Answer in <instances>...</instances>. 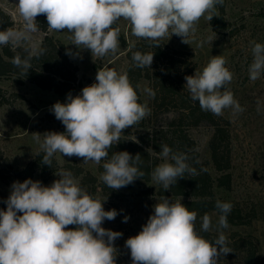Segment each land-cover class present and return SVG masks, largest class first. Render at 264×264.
<instances>
[{
  "label": "clouds",
  "instance_id": "1",
  "mask_svg": "<svg viewBox=\"0 0 264 264\" xmlns=\"http://www.w3.org/2000/svg\"><path fill=\"white\" fill-rule=\"evenodd\" d=\"M223 4L224 0H18L22 26L0 31V46L28 45L27 56L17 54L11 60L26 75L32 68V59L45 52L35 40L40 32L36 20L39 15L46 16L49 30H67L72 45L90 50L92 56L100 58L118 53L121 19L128 22L132 36L149 41L152 47H159V41L169 35L190 45L199 20L204 17L211 21L216 6ZM207 40L213 42L211 36ZM250 43L252 62L248 73L255 82L264 74V44ZM66 54L73 55L70 50ZM153 58L154 53L135 51L131 60L135 67L145 68L151 66ZM226 64L223 55L212 56L201 71L185 76L184 87L203 111L223 116L230 109L235 119L245 109L228 87L234 74ZM95 80L79 95L68 93L66 102H56L51 107L56 119L65 126L64 132H45L43 139L40 133H33V140L43 153L42 163L50 167L56 153L83 158L84 163L101 165L104 161L102 182L109 189L119 190L142 179V160L140 154L120 151L110 155L109 150L120 142L124 129L139 124L151 109L138 102L137 91L126 71L104 67L98 70ZM144 91L155 96L149 88ZM256 104L259 114L261 101L258 99ZM160 148L163 162L154 168L151 178L164 190L186 174L199 175L188 163L187 153L174 152L167 144ZM56 175L59 179L50 186L32 179L11 185L5 201L7 209L0 210V264H116L114 242L123 234L105 229L102 224L114 220L118 212L106 211V199L94 198L71 171L61 170ZM215 208L219 212L218 236L209 241L200 232L212 230L211 216L205 213L200 217L198 231L197 212L189 210L181 200L173 202L164 197L154 205L153 214L139 234L125 241L132 264H218L221 257L232 252L223 230L229 227L227 217L233 205L217 200ZM129 218L124 216L123 222L127 223ZM70 225L75 227L69 228Z\"/></svg>",
  "mask_w": 264,
  "mask_h": 264
},
{
  "label": "rangeland",
  "instance_id": "2",
  "mask_svg": "<svg viewBox=\"0 0 264 264\" xmlns=\"http://www.w3.org/2000/svg\"><path fill=\"white\" fill-rule=\"evenodd\" d=\"M17 4L18 0H0V7L9 14L14 22V28L22 26ZM118 26L121 29L118 53L103 58L92 56L90 50L77 49L71 44L68 38L71 33L67 30L63 32L40 30L35 40L41 46L46 34H49L65 44V52L70 50L73 53L72 56H68L77 66L79 83L75 93L72 94L76 96L84 87L96 82L95 77L99 69L110 67L118 72H124L129 62L128 53L134 48L132 45L138 41L149 42L132 36L127 21L121 19L118 21ZM209 36L212 37L213 42L207 40ZM160 41L167 47L183 50L192 55L185 68L187 73L185 76L201 71L212 56L223 55L227 59L226 67L234 74L228 87L245 111L235 119L232 118L230 109L224 111V116L230 121L232 171L235 180L231 190L216 188V192L218 196L226 198L231 203H241L247 209L256 206L258 218L251 224H229V227L223 231L226 236L236 231L243 236L254 237L260 253L264 255V74L253 82L249 79L248 73V67L252 62L250 42L264 44V0H224L223 6H216L211 21L204 17L199 20L190 45L182 43L181 38L176 35H169ZM201 42H204L203 46L198 47ZM20 79L17 73L0 76V90L3 97V100L0 99V201L4 203L11 192L8 180L13 171L16 168H24L41 151L32 134L40 133L43 139L42 134L45 132L62 133L65 129L64 126L59 127L50 123L46 120L45 114L52 112L50 109L56 102H66L67 96H59L53 91L43 90L28 80L20 82ZM146 88L151 89L150 81L143 77L138 82V102L149 105L151 96L144 91ZM258 99L262 104L259 114L256 111ZM167 115L168 113L164 111H152V115L147 116L144 122L142 120L139 124L124 129L121 136L125 135L126 130H130L134 137L144 136L155 126L166 125ZM212 131V127L207 123L188 129L196 142L199 158L210 161L209 166L211 160L208 141ZM54 157L59 168L52 173L46 170L49 176L47 180H44L37 171L34 181L38 180L44 186H50L53 181L59 179L56 173L65 170L63 165L66 163L81 165L101 180L100 165L91 161L84 163L83 158L62 156L60 153H56ZM159 157L160 164L163 158L160 155ZM147 186L157 189L161 185L151 178L149 182L137 184L121 196H113L114 192L105 194L100 189L92 195L101 201L106 199L103 203L106 211L115 209L118 212L114 220H105L102 224L105 229L123 234L114 242V247L117 248L116 264H132L130 250L125 247V241L139 234L142 226L153 214L154 205L164 198L155 194L149 198L139 196L138 192ZM165 198L173 202L178 201L171 196ZM124 216L130 217L127 223L123 222ZM209 216L212 218V231L218 233L216 227L219 214L213 212ZM68 227L74 228L72 225ZM218 264H235V261L229 258V255H225Z\"/></svg>",
  "mask_w": 264,
  "mask_h": 264
},
{
  "label": "trees",
  "instance_id": "3",
  "mask_svg": "<svg viewBox=\"0 0 264 264\" xmlns=\"http://www.w3.org/2000/svg\"><path fill=\"white\" fill-rule=\"evenodd\" d=\"M36 20L40 30L47 32L48 22L46 16L39 15ZM8 27H14V22L9 14L0 7V31ZM159 43L160 46L155 48L150 46L149 42L138 41L128 53L129 62L124 72L128 73L129 80L138 95V82L143 77L149 79L151 90L155 92V96H151L148 105L151 109L150 115H152V111L157 112L158 110L168 113L166 125L155 126L144 136L137 135L134 137L130 130H126L125 135L121 136L120 142L113 145L109 150L110 155L112 152L120 151H127L133 156L140 154L142 163L139 167L145 173L142 179L138 178L132 184L119 190H113L107 188L97 175L81 165L66 163L63 167L65 170L71 171L75 178L79 179L80 186L86 188L89 194L93 195L97 189H100L105 194L114 192L115 195L113 196H121L124 192L133 189L137 184L151 180V173L159 164L161 144H167L174 152L187 153L190 157L188 163L197 169L199 175L193 177L186 174L184 179H179L169 190H164L162 186L157 189L147 186L143 187L138 194L147 198L155 194L159 197L171 196L181 200V203L189 210L197 212L196 227L200 231V217L205 213L208 215L213 212L219 214L215 208L217 200L231 203L226 198L218 196L216 192V188L231 190L235 180L234 172L232 171L233 153L230 121L224 115L215 116L210 112L203 111L198 101H193L190 98L187 88L184 87L186 84L184 77L187 74L185 68L192 55L183 50L167 47L161 41ZM27 47L0 46V76L17 73L21 77L20 82L28 80L39 88L53 91L59 96L75 93L79 83L77 66L66 54L63 42L46 34L41 44V47L45 49L44 54L39 58L34 57L31 61L32 68L29 69L26 75H23L19 68L13 66L11 60L17 54L22 58L27 56L28 53L25 51ZM135 51L154 53L151 66L145 68L135 67L131 60L132 53ZM1 92L0 90V99L3 100ZM45 115L46 120L50 123L59 127L64 126L61 121L56 119L53 112H47ZM144 121L145 119L142 122ZM202 123L209 124L213 129L208 141L211 166H209L210 161L199 158L196 142L188 132L190 127L198 126ZM38 153L40 155H37ZM38 153L24 168H16L13 171L8 180L9 185L17 181L23 182L26 179L34 181V175L37 171L44 180H47L49 176L46 174V170H50L52 173L59 168L54 156L52 158V167H50L42 163L43 153L41 151ZM197 160L199 163H196ZM102 164L100 165V171L103 172ZM201 169H206V171H200ZM251 203L254 204V202ZM231 204L233 208L227 217L228 224H251L254 219L258 218L256 206L247 209L241 203ZM6 209V203L0 201V210ZM72 226L75 227L74 225ZM200 234L209 241L214 240L218 236V233L212 230L200 232ZM227 238L228 246L232 250L227 255H229V258H233L235 264H264V255L260 253L254 237L243 236L234 231ZM221 258L218 263H221Z\"/></svg>",
  "mask_w": 264,
  "mask_h": 264
}]
</instances>
